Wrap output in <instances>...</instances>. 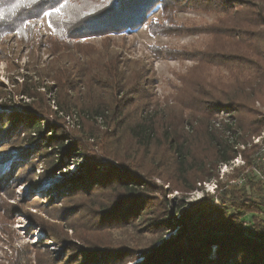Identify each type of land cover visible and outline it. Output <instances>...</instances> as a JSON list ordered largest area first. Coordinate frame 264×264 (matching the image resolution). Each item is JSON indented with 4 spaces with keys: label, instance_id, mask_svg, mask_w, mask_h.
<instances>
[{
    "label": "trees",
    "instance_id": "obj_1",
    "mask_svg": "<svg viewBox=\"0 0 264 264\" xmlns=\"http://www.w3.org/2000/svg\"><path fill=\"white\" fill-rule=\"evenodd\" d=\"M80 1L68 0V5L77 6ZM89 1L93 9L83 10L73 23L59 29L66 8L61 10V15L53 9L65 0H0V39L9 33L24 38L29 34V26L25 24L50 12L53 14L48 19L57 37L85 39L95 33L105 36L113 31L137 29L143 25L147 13L157 7L164 15L190 9L180 7L187 5L226 16L231 13L229 27L219 28L218 23L211 28L214 35L221 36L226 49L194 56L197 62L228 69L224 76L209 79L210 75L206 74L202 83L197 81L192 95L188 96L191 98L170 116L158 108H150L151 101L143 94L145 83L140 82L143 72H135L137 78L140 76L138 81L129 80L133 71L128 73L117 64L109 67L107 78L95 74L96 83H102V89L112 95L108 102L100 98L101 92L93 95L88 91L85 99L78 100L67 93L65 99L54 101L56 109L51 110L49 105L39 103L23 91L31 103L21 108L0 103V140L7 144L13 136L19 138L23 134L21 145L25 150L19 155L21 159L43 150V156L51 157L57 164L48 173L50 176L69 162L81 160L79 174L74 179L53 183L47 191L51 201L67 199L70 195L104 197L106 201L102 200L96 204L97 210L91 211L94 214L91 220L97 226L126 228L137 236L157 237L135 250L127 246L74 251L66 248L72 253L67 264H125L134 253L142 257L135 264H264V183L253 176L254 171L264 174L257 162L261 146L253 142L264 132V113L254 107L256 102L264 106V0H115L105 8L104 0ZM85 74L81 73L78 79ZM131 82L133 86L129 85ZM71 92L73 95L74 90ZM186 111L199 120L188 122L186 129H191L190 135L180 127ZM224 113L228 114V122L221 130H226L227 136L217 135L219 128L213 126V119ZM49 116L54 121H49ZM65 117L76 118V131L82 138L66 133L61 120ZM99 122L106 127L105 132L94 130L92 125ZM198 124L202 126L196 131L194 126ZM191 136L197 137V141L201 138L207 141L211 149L209 158L195 151L196 140ZM90 141L100 146L105 157L85 153V143ZM159 149L164 152H157ZM152 150L159 154L158 158L152 156ZM237 157L242 165L232 170L229 179L233 183L218 184L215 196L220 204L228 202L229 209L221 205L205 207L203 199L191 204V208H185L182 201L173 204L166 198L163 185L154 180L173 182L175 187H184L175 189L189 192L191 184L204 181L203 177L194 176L196 172L229 164ZM134 158L148 159L160 170L153 166L154 170L142 174L138 166L131 165ZM171 164L173 170L165 171L172 168ZM165 174L171 177L166 180ZM42 178L46 180L45 175ZM238 180L240 183L236 184ZM68 215L65 211L52 216L58 217L54 221H60L52 227L59 228L57 225L64 223ZM167 234L169 237L163 239ZM49 262L61 264V260L52 258Z\"/></svg>",
    "mask_w": 264,
    "mask_h": 264
},
{
    "label": "rangeland",
    "instance_id": "obj_2",
    "mask_svg": "<svg viewBox=\"0 0 264 264\" xmlns=\"http://www.w3.org/2000/svg\"><path fill=\"white\" fill-rule=\"evenodd\" d=\"M113 1L115 2L104 0L103 8L110 6ZM93 6L89 0H81L77 6L68 5L65 14L58 13L62 22L58 28L65 29L79 18L83 10H91ZM180 7L190 9H179L163 15L157 7L147 13L143 25L137 29L113 31L105 36L95 33L93 36L87 35L85 39L57 37L54 25L46 14L36 21H30L29 25L25 24V27L29 26L27 29L29 34L24 38H20L17 33H9L0 39V103L15 108L31 103V99L23 96V91H27L39 103L49 105L51 110L56 109L54 101L65 99L67 93L78 100L85 99L88 91L93 95H99L101 92L100 98L108 102L112 96L110 91L103 90L104 85L96 83V79L98 76L107 78L109 67L117 64L128 73L133 71L131 76L128 74L129 80H136L138 74L135 75V72H143V76H139L140 82L145 83L143 94L149 97L152 110L158 108V111L161 110L160 112L166 113L167 116L174 114L191 98L188 96L192 95L197 81L202 83L206 74L210 75L209 79L227 74V66L215 68L207 62H197L194 56L226 49L227 45L220 39L221 36L214 35L211 28L218 23L219 28L229 27L232 17L231 13L226 16L187 5ZM81 73L86 74L80 80L78 78ZM129 85L133 86L134 83L131 82ZM69 89L74 90L73 95ZM217 90L219 94L220 89ZM254 107L259 113H264L261 102L254 103ZM227 117L228 114L224 113L213 119L214 128H219L217 135H228L226 130H221L228 122ZM183 118V126L180 127L190 135L191 129H186L188 122L191 119L194 122L197 117L186 111ZM48 120L54 121V118L49 116ZM61 120L67 134L76 138L81 136L76 131L75 117H65ZM92 126L100 133L106 130L100 122ZM201 126L198 124L194 129L197 131ZM81 132L83 134V131ZM263 135L264 133L262 137ZM22 138L23 134L19 138L13 136L7 144L0 140V264H49V258L67 264L72 258V253L66 248L74 251L92 247L120 249L127 246L135 250L153 240L154 237L137 236L134 231L126 228H100L95 221L92 222L94 214L91 211L97 210L96 204L101 203L104 197L70 195L67 199L51 201L52 197L47 191L53 187V183L74 179L79 174L81 160L77 163L69 162L67 166H62L60 171L50 176L48 173L53 165L57 164L51 157L43 156L45 154L43 150L40 151V156V153H35L27 159L19 157L25 150L21 145ZM191 139L196 140L197 137L191 136ZM257 142L261 146L257 162L264 170V141L257 139ZM206 143L207 141L201 138L199 141L196 140L194 146L199 155L209 158L211 149ZM85 145V153L88 155L105 157L106 154L97 143L90 141ZM161 150L157 152H164ZM152 153L154 158L159 157L155 150H152ZM31 161L34 162L30 163ZM128 161L131 162L130 159ZM134 161L131 165L138 166L142 174L154 170V167L160 170L148 159L134 158ZM172 165L171 169L165 168V171H172L174 168ZM240 165L241 158L237 157L226 165L206 167L204 173L196 172L198 170L195 171L196 174L189 173L194 174L196 178L204 179L195 185L191 184L193 187L189 192L175 189L184 187H175L173 182L164 183L156 178L154 180L157 184L163 185L166 198L172 200L173 204L182 201L185 208H191V204L203 199L206 200L205 207L221 205L229 209L228 202L223 201L220 204V201L215 200V196L218 184L226 186L233 183L229 179L232 170ZM43 175L46 176L45 181L42 180ZM253 176L255 180L264 183V174L254 171ZM170 177L171 174H165L166 180ZM239 183V180L236 181V184ZM65 211L69 212V215L65 221L63 219L64 223L57 225L59 228H53L52 224H58L60 221H54L58 217L52 216ZM250 218L248 215L247 219ZM38 220L42 223H38ZM169 235H165L163 239H167ZM141 261L140 254L134 253L125 264Z\"/></svg>",
    "mask_w": 264,
    "mask_h": 264
},
{
    "label": "snow or ice",
    "instance_id": "obj_3",
    "mask_svg": "<svg viewBox=\"0 0 264 264\" xmlns=\"http://www.w3.org/2000/svg\"><path fill=\"white\" fill-rule=\"evenodd\" d=\"M66 7H68V0H65L64 4L60 5V7H58V8H54V9H53V12L58 14V13L61 12V10H62L63 8H66ZM52 14H53L52 12H50V13H46V15H52Z\"/></svg>",
    "mask_w": 264,
    "mask_h": 264
},
{
    "label": "crops",
    "instance_id": "obj_4",
    "mask_svg": "<svg viewBox=\"0 0 264 264\" xmlns=\"http://www.w3.org/2000/svg\"><path fill=\"white\" fill-rule=\"evenodd\" d=\"M264 133V132H263ZM262 133V134H263ZM262 138H264V135H263V137H262V135H261V138H259V141H260V139H262ZM254 143H257V139H254V141H253Z\"/></svg>",
    "mask_w": 264,
    "mask_h": 264
}]
</instances>
